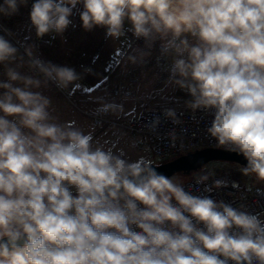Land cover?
<instances>
[{"label": "clouds", "instance_id": "1", "mask_svg": "<svg viewBox=\"0 0 264 264\" xmlns=\"http://www.w3.org/2000/svg\"><path fill=\"white\" fill-rule=\"evenodd\" d=\"M27 3L3 0L0 15ZM78 4L85 31L143 41L128 56L132 64L158 45L170 60L165 87L186 93L193 113L210 114L209 137L245 158L242 175L264 182V0H35L37 38L62 35ZM0 65V264H264V213L193 195L150 159L94 141V125L85 132L53 115L39 90L75 87L82 78L75 68L40 59L33 45L21 55L4 35ZM25 65L35 75L18 71ZM98 104L96 114L123 111L115 100ZM163 115L181 123L173 108ZM159 124L156 117L150 130ZM208 180L195 182L209 193L222 187Z\"/></svg>", "mask_w": 264, "mask_h": 264}, {"label": "rangeland", "instance_id": "2", "mask_svg": "<svg viewBox=\"0 0 264 264\" xmlns=\"http://www.w3.org/2000/svg\"><path fill=\"white\" fill-rule=\"evenodd\" d=\"M35 0H28L27 6H21L18 14L11 17L0 15V35L16 46L21 55L24 47L34 46V55L46 62L75 68L82 78L75 87L61 91L50 84L47 89L41 88L44 95L49 96L56 108L53 115H61L71 122H82V129L87 132L94 125V141L111 147L113 151L122 153L126 158L138 159L146 157L152 164L159 163L150 147L136 132L119 126L120 121L140 114L149 108L187 109L184 101L186 93L173 87H165L168 73L165 65L170 60L160 56L158 45L143 64H132L129 55L135 54V49L143 47V41H137L131 32L120 40L105 38V29L96 27L85 31L82 27L79 13L83 5L78 4L70 17L72 23L62 35L49 33L43 38H37L35 29L31 26L29 13ZM3 0H0V4ZM131 27L125 21V29ZM4 29L11 31L9 36ZM25 56V60H27ZM91 68V72H84ZM4 65H0V80H6ZM22 75H35L28 67L18 69ZM3 90L0 89V93ZM85 101V104L83 100ZM115 100L123 105V111L116 115L107 114L108 124L95 125L92 115L99 106L98 101ZM84 104V105H83ZM0 115H2L0 113ZM118 121V122H115ZM241 165L221 160H212L190 173L177 172L170 177H176L182 183L193 175H209V178L232 179L245 186L260 184L255 176H244L240 172ZM73 195L77 193L73 189Z\"/></svg>", "mask_w": 264, "mask_h": 264}, {"label": "built area", "instance_id": "3", "mask_svg": "<svg viewBox=\"0 0 264 264\" xmlns=\"http://www.w3.org/2000/svg\"><path fill=\"white\" fill-rule=\"evenodd\" d=\"M164 109L166 108L146 109L138 115L120 121L119 126L140 134L159 162L196 149L218 147L217 142L209 137L206 131L213 118L210 114L200 111L193 113L190 109H175L181 123L173 124L170 119L164 117ZM106 116L104 114H93V123L95 125L108 124ZM156 117L160 118V124L155 131H152L150 125ZM172 134H174L175 139H173ZM197 176L200 175H193L182 182L186 190L191 191L193 195L210 194L217 201L224 200L232 203L234 207H243L251 213H264V185L245 186L232 179L209 178L206 182L209 186L214 181L222 183V187L212 189L209 193L205 185L196 184Z\"/></svg>", "mask_w": 264, "mask_h": 264}, {"label": "water", "instance_id": "4", "mask_svg": "<svg viewBox=\"0 0 264 264\" xmlns=\"http://www.w3.org/2000/svg\"><path fill=\"white\" fill-rule=\"evenodd\" d=\"M212 160L227 161L241 166L246 164L245 158L240 154L225 151L223 148L206 147L153 164V167L158 172L170 177L177 172L190 173L195 171Z\"/></svg>", "mask_w": 264, "mask_h": 264}, {"label": "crops", "instance_id": "5", "mask_svg": "<svg viewBox=\"0 0 264 264\" xmlns=\"http://www.w3.org/2000/svg\"><path fill=\"white\" fill-rule=\"evenodd\" d=\"M80 99H81V98H80ZM81 100H83V98H82ZM83 102H84V104H85V101H84V100H83ZM84 104H83V105H84ZM1 114H2V113H1ZM61 119H62L61 122L69 121L68 118L65 119L62 115H61ZM72 121H74V119H73ZM75 123H76V126H77V127L83 128V127H82V124H83L82 122L75 121Z\"/></svg>", "mask_w": 264, "mask_h": 264}, {"label": "trees", "instance_id": "6", "mask_svg": "<svg viewBox=\"0 0 264 264\" xmlns=\"http://www.w3.org/2000/svg\"><path fill=\"white\" fill-rule=\"evenodd\" d=\"M260 184L264 185V182H260Z\"/></svg>", "mask_w": 264, "mask_h": 264}]
</instances>
